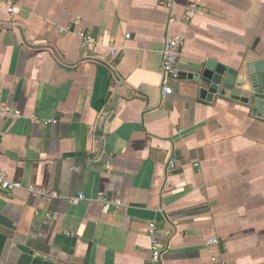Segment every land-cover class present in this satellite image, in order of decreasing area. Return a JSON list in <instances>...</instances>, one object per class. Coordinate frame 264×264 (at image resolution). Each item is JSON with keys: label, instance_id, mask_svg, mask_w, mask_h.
<instances>
[{"label": "crops", "instance_id": "0c3cea01", "mask_svg": "<svg viewBox=\"0 0 264 264\" xmlns=\"http://www.w3.org/2000/svg\"><path fill=\"white\" fill-rule=\"evenodd\" d=\"M192 1L10 0L14 16L0 2V169L24 188L0 190V264H152L151 223L159 264H264V88L247 74L264 59V0H205L185 22ZM208 60L239 72L231 97H201Z\"/></svg>", "mask_w": 264, "mask_h": 264}, {"label": "built area", "instance_id": "2783aa9c", "mask_svg": "<svg viewBox=\"0 0 264 264\" xmlns=\"http://www.w3.org/2000/svg\"><path fill=\"white\" fill-rule=\"evenodd\" d=\"M205 0H193L187 10L184 13V21L190 22L193 17L196 15V13L200 10V7L204 4ZM1 3H5L9 6L8 12L10 15H15V8L11 4L10 0H0ZM169 7H171V3L168 4ZM171 22H181V18L178 15L172 14L171 15ZM60 33L64 34H71L73 36L78 37L81 40V51L82 55L85 59H90L94 57V53H96L97 43L96 41L88 35L85 31L79 30L74 26H67L64 28H61ZM126 39H130V35L126 36ZM185 47V37L182 35L170 37L167 39L165 43V47L162 51V84L160 89V96L162 100H166L169 96H171L174 93V89L172 86V82L179 79V71L177 69L180 56L182 54V51ZM117 49L115 46L110 47V55L111 57L120 56L122 53ZM6 112H10L9 109H3ZM175 159H172L169 163L170 167H173L175 164ZM24 189L20 184L15 183L11 181L7 175V173L0 169V190L7 193H14L17 190ZM30 194H36L40 195L41 197L45 199H51V198H58V194L52 191H46L42 190L36 187H29L25 189ZM87 197L83 194H80L78 197H72L69 199L70 204H77L81 200H86ZM98 201L102 205H114V206H120V203L118 200H112L111 198L102 195L98 198ZM58 216L48 214V220L53 221L57 219ZM148 236L151 240V262L152 264H159L162 260V252H163V244L161 243L160 239L156 235V226L155 223H151L148 226L147 229ZM211 243H215V241H211Z\"/></svg>", "mask_w": 264, "mask_h": 264}, {"label": "water", "instance_id": "95a60500", "mask_svg": "<svg viewBox=\"0 0 264 264\" xmlns=\"http://www.w3.org/2000/svg\"><path fill=\"white\" fill-rule=\"evenodd\" d=\"M199 73L197 82L200 88L201 97L206 96L208 100L215 95L231 97L239 78V72L227 70L222 65L212 60L198 66ZM247 74L259 75L261 87L264 88V59L255 62L254 66L247 68ZM264 93L260 90V94Z\"/></svg>", "mask_w": 264, "mask_h": 264}]
</instances>
